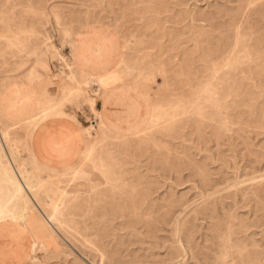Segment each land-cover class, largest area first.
Returning <instances> with one entry per match:
<instances>
[{"label":"rangeland","instance_id":"1","mask_svg":"<svg viewBox=\"0 0 264 264\" xmlns=\"http://www.w3.org/2000/svg\"><path fill=\"white\" fill-rule=\"evenodd\" d=\"M117 81L148 96L144 130L99 122ZM24 86L38 106L12 120L2 102ZM78 115L81 158L45 167L35 127ZM20 125L23 141L1 135L16 165L0 219L38 207L55 264H264V0H0V127Z\"/></svg>","mask_w":264,"mask_h":264},{"label":"crops","instance_id":"2","mask_svg":"<svg viewBox=\"0 0 264 264\" xmlns=\"http://www.w3.org/2000/svg\"><path fill=\"white\" fill-rule=\"evenodd\" d=\"M78 63L81 69H90L87 61L78 58ZM17 90H20L18 96L7 94V98L2 102L3 111L12 120L26 119L33 115L39 101L38 95L26 86ZM100 92L96 108L113 134H131L145 128L146 123L141 124V115L148 118L150 101L148 96L142 100L139 90L134 91L122 81H117ZM140 104L143 107L140 108ZM86 123V117L78 115L77 120L70 117H51L37 125L30 141L37 160L50 169H64L76 164L86 147L84 134ZM3 131H9L13 136L10 140L13 142L18 143L25 139V131L21 126L0 127V149L1 145L5 148L4 152L0 151V201L7 199L10 193L11 181L6 175V169L16 165L10 157L5 139L1 137ZM3 153H6L9 159L1 158ZM25 159L31 160V157ZM24 171L31 175L38 185L48 180L47 174L34 178L31 166ZM50 191L48 186L34 190L48 206L52 196ZM32 193L33 191H27L29 195L25 196L34 197ZM20 207L21 203L13 206L16 209ZM26 213L24 219L11 217L0 219V264H55V255L59 251L55 245L60 244L59 236L34 204L29 206ZM35 257L39 260L34 262Z\"/></svg>","mask_w":264,"mask_h":264},{"label":"bare ground","instance_id":"3","mask_svg":"<svg viewBox=\"0 0 264 264\" xmlns=\"http://www.w3.org/2000/svg\"><path fill=\"white\" fill-rule=\"evenodd\" d=\"M70 56V55H69ZM69 61V60H68ZM120 65V64H119ZM71 68V67H70ZM115 76V75H114ZM118 76H119V74H118ZM105 77V76H104ZM89 78V77H88ZM104 79V78H103ZM89 81H90V79H89ZM88 81V82H89ZM101 83V82H100ZM80 88V87H79ZM91 102V101H90ZM94 104V103H93ZM95 106V105H94ZM93 107V106H92ZM47 108V107H46ZM42 111H44V110H42ZM37 112V111H36ZM39 112H41V111H39ZM97 115L96 116H98V120H99V122L100 123H102V115H101V113H100V111H99V109H98V111H97V113H96ZM3 117V116H2ZM7 119V118H6ZM24 122V121H23ZM34 122V121H33ZM13 123V122H12ZM99 124V123H98ZM21 126V125H20ZM99 128V127H98ZM101 128V127H100ZM101 130V129H100ZM108 130V129H107ZM144 130V129H143ZM30 133V132H29ZM112 133V132H111ZM90 135V134H89ZM120 135V134H119ZM120 136H122V135H120ZM126 137V136H125ZM88 146V145H87ZM4 147V146H3ZM90 147V146H89ZM90 150V149H89ZM90 155V154H89ZM88 156V155H87ZM70 169H72V168H70ZM74 169V168H73ZM21 172V171H20ZM22 173V172H21ZM15 176V175H14ZM25 181V180H24ZM23 181V182H24ZM27 182V181H26ZM30 184V183H29ZM15 185V184H14ZM17 188V187H16ZM14 190H16V189H14ZM17 192V191H16ZM13 194V193H12ZM24 197V196H23ZM28 201V200H27ZM1 204V203H0ZM2 207V206H1ZM4 208V207H3ZM29 208V207H28ZM7 211V210H6ZM3 212H4V210H0V217H2V216H4L3 215ZM6 213V212H5ZM26 214V213H25ZM7 216V215H6ZM23 217H25L24 215H22V218ZM12 218H14V217H12ZM3 219V218H2ZM24 219V218H23ZM49 219V218H48Z\"/></svg>","mask_w":264,"mask_h":264}]
</instances>
